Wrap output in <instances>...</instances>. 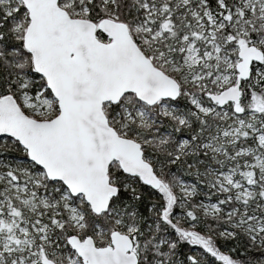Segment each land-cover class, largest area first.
<instances>
[{
	"label": "snow or ice",
	"instance_id": "6c2138e0",
	"mask_svg": "<svg viewBox=\"0 0 264 264\" xmlns=\"http://www.w3.org/2000/svg\"><path fill=\"white\" fill-rule=\"evenodd\" d=\"M0 264H264V0H0Z\"/></svg>",
	"mask_w": 264,
	"mask_h": 264
}]
</instances>
